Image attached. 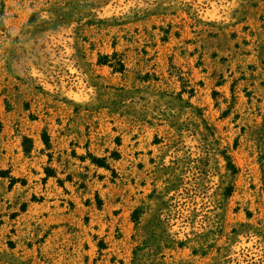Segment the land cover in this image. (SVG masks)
I'll use <instances>...</instances> for the list:
<instances>
[{
  "label": "rangeland",
  "instance_id": "obj_1",
  "mask_svg": "<svg viewBox=\"0 0 264 264\" xmlns=\"http://www.w3.org/2000/svg\"><path fill=\"white\" fill-rule=\"evenodd\" d=\"M0 264H264V0H0Z\"/></svg>",
  "mask_w": 264,
  "mask_h": 264
}]
</instances>
